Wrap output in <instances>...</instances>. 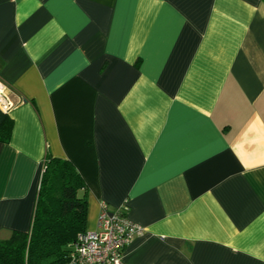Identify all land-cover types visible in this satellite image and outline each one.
<instances>
[{"label": "crops", "instance_id": "1", "mask_svg": "<svg viewBox=\"0 0 264 264\" xmlns=\"http://www.w3.org/2000/svg\"><path fill=\"white\" fill-rule=\"evenodd\" d=\"M0 83V239L49 153L86 230L128 202L123 264H264V0H0Z\"/></svg>", "mask_w": 264, "mask_h": 264}, {"label": "trees", "instance_id": "2", "mask_svg": "<svg viewBox=\"0 0 264 264\" xmlns=\"http://www.w3.org/2000/svg\"><path fill=\"white\" fill-rule=\"evenodd\" d=\"M12 120L0 109V140L9 138ZM74 166L46 154L29 231L0 239V264H68L70 246L86 230V194Z\"/></svg>", "mask_w": 264, "mask_h": 264}, {"label": "built area", "instance_id": "3", "mask_svg": "<svg viewBox=\"0 0 264 264\" xmlns=\"http://www.w3.org/2000/svg\"><path fill=\"white\" fill-rule=\"evenodd\" d=\"M4 85L0 83V109H10L11 102L2 94ZM127 201L114 210L102 201L93 230L78 233L70 246L68 264H123L124 248L132 239L143 232V227L129 217Z\"/></svg>", "mask_w": 264, "mask_h": 264}]
</instances>
